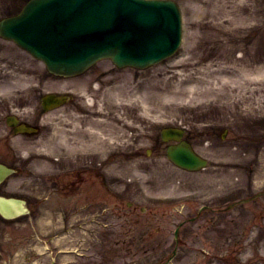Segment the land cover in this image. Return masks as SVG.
Masks as SVG:
<instances>
[{
	"label": "rangeland",
	"instance_id": "rangeland-1",
	"mask_svg": "<svg viewBox=\"0 0 264 264\" xmlns=\"http://www.w3.org/2000/svg\"><path fill=\"white\" fill-rule=\"evenodd\" d=\"M25 1L0 0V18L18 11ZM173 1L181 9L183 31L182 45L175 56L145 72L125 69L117 73L139 75L150 87L146 98L134 103L135 108L138 104L143 108L140 111L148 124L144 132L149 138L153 139L163 126L178 122L196 128L192 123L198 119L215 126L216 134L228 130L224 144L215 138L213 153L200 149L214 158V163L201 173L187 174L173 167L164 155L153 153L147 163L129 164L132 169L128 175L123 169L126 161L120 157L117 171L124 178L115 188V208L103 211L98 226L87 224L89 218L84 211L83 215L73 211L68 230L60 216L55 217L50 210L47 190H32V185L42 187L48 170L46 165L35 170L33 155L48 153L51 145L46 140L23 142V156L32 161L20 178H12L2 190L24 198L28 212L15 220L0 218V264H156L171 255L174 229L181 219L197 213L198 203L210 198L223 204L241 196L242 151L247 149L243 140L264 139V0ZM0 50L8 59L19 60L14 66L7 63V83L23 76L22 67L26 71L34 69L39 76L47 73L42 63L12 44L0 41ZM103 63L88 73L97 76ZM49 91L40 92L38 100ZM32 107L38 109L37 101ZM36 110L23 116L32 118ZM63 110L52 112L54 117L46 118L44 125L47 136L56 135L48 137L58 141V152L63 151L64 143ZM52 122L61 129L49 127ZM106 130L103 133H108ZM112 133L114 139L120 137V155H125L130 140L124 122L120 121ZM105 200H110L109 196ZM241 208L230 212L229 224L208 221L205 216L186 222L179 241L184 234L189 236L177 247L172 263L242 264ZM78 225L83 235L71 236L68 232ZM116 234L121 239L128 235L129 239L115 246Z\"/></svg>",
	"mask_w": 264,
	"mask_h": 264
},
{
	"label": "water",
	"instance_id": "water-1",
	"mask_svg": "<svg viewBox=\"0 0 264 264\" xmlns=\"http://www.w3.org/2000/svg\"><path fill=\"white\" fill-rule=\"evenodd\" d=\"M54 1L32 0L20 15L0 22L1 37L43 61L53 74L75 75L102 58L144 68L173 54L180 43V15L170 1L98 0L94 8L86 0ZM132 2L138 8L134 14H119ZM85 29L95 32L92 38L80 37ZM168 132L179 139L177 130ZM167 158L186 170L204 165L185 143L169 147ZM8 173L0 168V180ZM23 211L21 201L0 198L4 217Z\"/></svg>",
	"mask_w": 264,
	"mask_h": 264
},
{
	"label": "flooded vegetation",
	"instance_id": "flooded-vegetation-1",
	"mask_svg": "<svg viewBox=\"0 0 264 264\" xmlns=\"http://www.w3.org/2000/svg\"><path fill=\"white\" fill-rule=\"evenodd\" d=\"M3 84V81L0 80V91L1 89L3 91ZM78 103L79 101L74 100L68 94L65 106L70 105L71 109L63 112V116L67 121L65 123V142L62 144L63 151H61L64 154L55 150L58 148V141L54 140L53 149L55 157L52 160V167L47 177L46 185L51 193H61L66 196L65 198L69 201L66 208L67 214L78 210L71 208L76 207L77 203H70V197H76L81 200V210L84 211V214L92 217L101 212L104 205H108L103 203L101 193L103 182H106L107 189L110 188L108 184L111 182V179L104 177L102 169L98 166L102 162H109L117 158L119 150L116 147V150L110 147L106 149L104 154L102 150L96 151L98 148L91 144L87 133L79 141L78 135L81 136L82 134L72 128V126L75 125L77 127L76 120L78 119L80 122L79 127L84 129L85 120L87 118H94L95 115L88 113L83 116V113L79 110L80 105ZM109 104V97L104 102L101 101L105 115L101 119L106 118L105 121L107 122L109 119L113 120V115L117 114V109H112ZM33 110V108L26 110L19 103L12 104L8 108L6 102L1 103L0 99V163H4V161L10 158L12 162H17L15 150L8 148V150L11 149V154L8 153V141L15 138L28 137L27 135H16L14 127L7 126L8 117L12 114L10 118L18 120V123L14 125L15 127L21 122H26L37 127L39 121L43 119L42 114L45 113L43 109H41V112L32 114V118L30 116H23L22 113V111L32 113ZM19 114L21 115L19 116ZM128 118L133 127L129 129L131 146L129 152H126V158L143 160L147 150L143 143L147 141V146H150V135L145 134L144 123H141L138 119L135 121L134 114H130ZM195 124L197 126L198 122ZM180 127L184 129L182 139L190 143L195 150L201 148L205 151L211 150L212 153L214 152V138L217 135L213 126L203 124L202 128H194L180 122ZM42 130L43 128L41 127L38 131L40 135L43 134ZM226 134L220 137L221 142L219 143H225ZM243 141L246 142L243 146L247 149H243L242 151V255L245 256L242 264H264V139H246ZM154 147H160L158 140H155ZM225 147L227 146L224 145L223 148ZM116 204L117 196L114 197V202L111 205L115 206ZM111 205L108 206L112 209L113 206ZM216 205H203L195 215L193 214V216L187 219H181L178 225V240L181 236L180 232L183 233L185 231L183 229L185 223L194 222L200 216H205L208 221H226V223H230L229 211L227 212L225 208L214 209ZM127 232V230L124 231V234ZM188 236V234H184L180 242L182 243L184 238ZM122 237L123 239L118 234L114 236L115 246H119V243L125 244L126 240L129 239L128 235H122Z\"/></svg>",
	"mask_w": 264,
	"mask_h": 264
},
{
	"label": "bare ground",
	"instance_id": "bare-ground-1",
	"mask_svg": "<svg viewBox=\"0 0 264 264\" xmlns=\"http://www.w3.org/2000/svg\"><path fill=\"white\" fill-rule=\"evenodd\" d=\"M23 71V76L19 78H15L14 80L6 83L7 88H11L16 92L21 94L20 98L29 97L32 94H35L41 90L46 89H66L72 91L76 96L83 97L84 100L89 101L90 97L86 96L88 93H93L91 89V82L93 77L89 74L79 77L77 79L66 80V81H54L47 79L45 76H39L36 74L34 69L25 70L26 68H21ZM110 69L107 67L102 69L103 74H99L102 76L101 84L107 85L108 80L111 82V86L114 90L118 91L119 94H122L124 97L128 99V104L132 101V98H136V102L139 99L146 98L147 87L148 84L143 82V80H135L132 75H127L120 78L119 76L112 73L111 75L108 74ZM4 80L7 78L6 71L3 75ZM111 78V79H110ZM152 84L156 86V82L152 81ZM150 88V87H149ZM89 111H93V106L90 107ZM97 121L95 119H91L90 126H94V122ZM89 139L99 145H105V142L101 139L94 138V133H89ZM80 137V135H78ZM117 140H121L118 138ZM116 162H111L109 164V168L115 166ZM109 170V169H108Z\"/></svg>",
	"mask_w": 264,
	"mask_h": 264
}]
</instances>
